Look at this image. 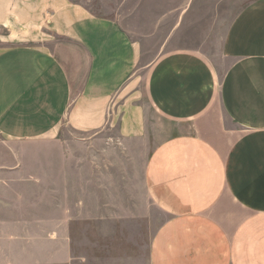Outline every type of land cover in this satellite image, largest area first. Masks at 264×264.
<instances>
[{
  "label": "crops",
  "instance_id": "obj_1",
  "mask_svg": "<svg viewBox=\"0 0 264 264\" xmlns=\"http://www.w3.org/2000/svg\"><path fill=\"white\" fill-rule=\"evenodd\" d=\"M239 2L0 0V264H89L76 226L140 218L144 264H264V0Z\"/></svg>",
  "mask_w": 264,
  "mask_h": 264
},
{
  "label": "rangeland",
  "instance_id": "obj_2",
  "mask_svg": "<svg viewBox=\"0 0 264 264\" xmlns=\"http://www.w3.org/2000/svg\"><path fill=\"white\" fill-rule=\"evenodd\" d=\"M254 1V0H240L239 5L244 6L245 4ZM0 32H4L1 31ZM202 47L198 45H186L182 44L179 47H168L165 49H161L159 47H150L146 50L144 55V60L142 63V72L145 73V69L149 66L150 62L154 60L158 54L165 52L164 50L170 49H180V48H195ZM207 50V48H204ZM64 137L68 139L73 145L77 140H81L82 136L78 134L71 133L70 131H65L63 133ZM77 155L81 156L82 151L77 150ZM51 196V195H50ZM48 201L54 202L53 197L48 198ZM164 216L161 214L159 216V221L164 220ZM150 220V218H149ZM125 220L123 219V222ZM89 220L84 221V225L87 226ZM140 223V224H137ZM144 222L145 224L141 223ZM145 219L140 220H131L128 219V227L123 229L120 226H109L105 227V225H94L93 228H84L81 226H76L74 229L75 233L78 234L75 237H87L89 241L92 242V252H89L90 261L89 264H144V258L141 259L138 257L139 252L137 251L138 244L142 243L141 246H144L145 240L147 237L153 232L156 225H152L151 223L146 224ZM80 228V229H79ZM126 230V231H124ZM141 233H143L141 235ZM129 234V239L136 238V235H140L139 241H131L130 243L125 241L126 235ZM140 246V247H141ZM134 250V251H133ZM135 255V256H134Z\"/></svg>",
  "mask_w": 264,
  "mask_h": 264
}]
</instances>
